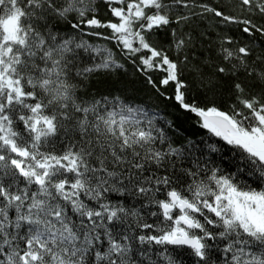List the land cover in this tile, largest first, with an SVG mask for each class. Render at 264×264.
<instances>
[{
  "label": "snow or ice",
  "instance_id": "6c2138e0",
  "mask_svg": "<svg viewBox=\"0 0 264 264\" xmlns=\"http://www.w3.org/2000/svg\"><path fill=\"white\" fill-rule=\"evenodd\" d=\"M238 2L264 17V0ZM178 6L189 12L173 17ZM204 14L264 36V24L197 0H0V264H183L181 249L195 264H264V57L220 37L214 75L233 80L235 103L189 102L180 77L198 38L173 25ZM84 37L113 43L157 91L174 84L178 107L235 158L209 143L220 162L185 167L196 146H173L142 106L85 98L94 74L124 64Z\"/></svg>",
  "mask_w": 264,
  "mask_h": 264
},
{
  "label": "trees",
  "instance_id": "16d2710c",
  "mask_svg": "<svg viewBox=\"0 0 264 264\" xmlns=\"http://www.w3.org/2000/svg\"><path fill=\"white\" fill-rule=\"evenodd\" d=\"M198 3H208L213 6L222 7L225 14L235 16L239 20L251 18L257 25L264 24V17L258 13L255 15L244 11L238 0H197ZM194 11L199 12L196 8ZM107 9L101 5L99 14L102 18H106ZM189 9L178 6L172 12L173 17L178 14H187ZM219 18L212 14H204L203 16H193L187 22L181 25H173L177 28L178 33H191L196 39V47L194 52L190 53V59L187 65H182L181 79L186 84V98L189 102H195L200 106H204L208 102H214L215 105L222 111H229L230 107L235 103L234 91L231 87L233 80L227 77L217 78L214 75L213 65L222 63L219 59V38L229 36L233 40L232 45L226 47H239L245 44L252 49L251 60H256L257 57H264V36L256 35L255 38L249 37L240 31L242 25L224 24L218 22ZM61 30L68 31L65 25H60ZM170 32V30H166ZM90 43L97 46H104L112 49L118 62L124 64L123 69H117L109 73L94 74L93 77L86 82L87 87L82 89V93H87L85 98L95 96L99 98L101 95L120 96L126 103L130 105L142 106L148 111L149 116L155 115L154 125L157 129L164 132L168 141L175 147L187 146L191 141L197 148V151H192L188 163L189 166L196 157L203 160H214L216 163L220 162V153L208 154L207 144L216 143L221 146L227 155L224 159H234L233 150L230 146L223 145L218 138L210 136L206 129L200 127L199 118L193 113L185 112L180 109L174 100V84L168 86H161L158 84L162 78L163 73L154 71L150 73L152 79L157 82L160 91H157L152 85L147 83V78L140 72L136 71L135 66L126 60L115 45L111 42L98 40L95 38L89 39ZM154 41L157 44H163L167 47L166 41L170 40V35L165 32L159 33L155 36ZM173 58L176 54L171 53ZM182 59V57H181ZM251 63V61H250ZM255 68L259 71L264 68V62L257 61ZM203 73V77L199 75ZM211 78L215 81L216 86L210 87L208 80ZM239 79L245 84L246 88L253 83L250 78L243 75ZM164 94L161 95L160 93ZM260 87L251 88L249 94L259 93ZM211 106V104H209ZM203 153V155H201ZM152 210H156L153 208ZM149 222L155 220L154 217H149ZM156 251H160L159 246H155ZM171 250V246H169ZM184 253L180 259L183 264H195L196 258L190 256L187 250H179ZM158 264H166V261L157 256H153Z\"/></svg>",
  "mask_w": 264,
  "mask_h": 264
}]
</instances>
